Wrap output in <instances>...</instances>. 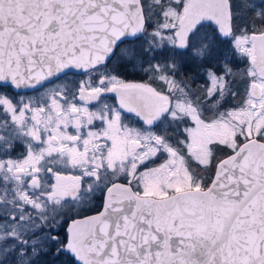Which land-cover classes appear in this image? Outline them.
Returning <instances> with one entry per match:
<instances>
[{
    "label": "snow or ice",
    "instance_id": "6c2138e0",
    "mask_svg": "<svg viewBox=\"0 0 264 264\" xmlns=\"http://www.w3.org/2000/svg\"><path fill=\"white\" fill-rule=\"evenodd\" d=\"M0 264H264V0H0Z\"/></svg>",
    "mask_w": 264,
    "mask_h": 264
}]
</instances>
